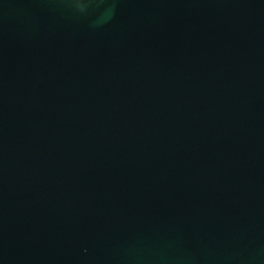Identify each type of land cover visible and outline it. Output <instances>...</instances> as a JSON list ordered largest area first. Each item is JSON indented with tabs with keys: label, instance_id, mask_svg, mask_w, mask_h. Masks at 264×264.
I'll return each instance as SVG.
<instances>
[{
	"label": "water",
	"instance_id": "95a60500",
	"mask_svg": "<svg viewBox=\"0 0 264 264\" xmlns=\"http://www.w3.org/2000/svg\"><path fill=\"white\" fill-rule=\"evenodd\" d=\"M0 264H264V0H0Z\"/></svg>",
	"mask_w": 264,
	"mask_h": 264
}]
</instances>
